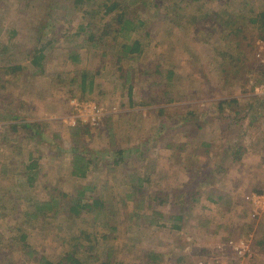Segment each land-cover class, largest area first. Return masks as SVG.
<instances>
[{
	"label": "rangeland",
	"instance_id": "374dc122",
	"mask_svg": "<svg viewBox=\"0 0 264 264\" xmlns=\"http://www.w3.org/2000/svg\"><path fill=\"white\" fill-rule=\"evenodd\" d=\"M53 1L0 0V47L9 46L14 53H23L36 49L39 44H52L46 72L42 74H37L24 60L22 72L5 76L2 64L6 62L0 61V121L7 123L6 129L9 127L10 131L7 135L15 134L10 126L21 122L26 110H29L32 121L38 119L47 123L45 126L41 123L47 132L42 145L31 141L23 131L20 132L24 143L30 141L28 149L17 146L14 138L7 140L5 137L7 158H0V264H40L43 257L58 263L67 246L81 243L88 247L96 241L97 251L114 249L116 264H144L147 251H154L157 255L159 263L155 261L154 264H197L200 260L235 264L237 259L229 252L228 238L220 241L213 254L212 251L209 253V167L214 171L220 167L217 162L230 166L232 163L226 158L209 160V148L205 144L209 143L210 137H217L219 141L222 127L229 124L228 120L218 119L216 103L225 100L216 98L227 95L226 88H230V93L239 90L241 102L235 99H227L226 102L240 103L236 109L245 110L248 114L252 104L262 112V117L252 126L253 131L248 127L250 133L249 137L244 136V143L252 134L256 135L255 140L260 134L263 136L262 143H253L252 148L255 152L260 151L255 158L257 167L245 174L249 178L245 183L241 181L244 184H239L237 189H249L243 191L244 197L254 193L252 190L255 188L264 189V72L255 60L254 39L260 38L259 23L256 30L252 23L264 12V0H169L163 3L160 0H143L139 13L132 15L141 13L146 28L150 30V36L144 39L148 46L137 60L119 61L123 65L122 72L117 69L119 63L114 62L113 57L103 58L99 52L79 48L83 45L82 38L70 35L92 21L90 29L107 37L112 44L114 39L106 36L105 24L115 13L105 17L103 7L106 3H123L125 0L87 1L75 12L71 25L61 19L57 11L61 7L57 5L54 6L56 12L52 10ZM12 32H16V36L9 40ZM65 33L68 39H64ZM145 34V28H141L137 37L143 39ZM244 35H247V40ZM117 41L122 43V38ZM211 65H217L214 75L221 71L220 79L214 78V84L209 80ZM143 67L150 75L141 78ZM131 69L137 77L133 84L135 100L128 107L124 95L128 87L122 86L119 76ZM171 69L174 71L171 84L162 86L160 83L167 81V71ZM99 71L96 88L98 85L101 96L97 95L98 102H94L103 107L105 115L97 127L89 126V133L82 131L75 140L76 133H72L73 126L69 121L75 115L70 100L79 94L76 79L84 72L97 74ZM157 73L163 74L157 76ZM222 79L228 82V86L214 88L216 84L222 87ZM19 84L34 88L38 94L32 93L34 110L32 107L18 109L15 97H7V86L12 88ZM256 88H259L258 92ZM144 95L147 100L143 99ZM145 102L148 105L143 106ZM160 109H164L163 115L158 112ZM195 111L200 118L196 125V122L192 123L194 119L184 126L183 120L179 124L177 120H171L185 118ZM17 114L18 120L15 119ZM137 145L141 150L147 147L146 154L139 156L137 152L126 162L113 165L116 151ZM59 148H62L61 153ZM213 149L216 152V148ZM30 152L42 160L39 167L44 171L50 162L57 165L65 163L67 169H72L70 166L76 155L91 160L100 155L96 161L102 160L91 165L85 178L58 173L57 178L46 176L39 179L38 174L31 183L27 173L21 172L25 167L21 163H12L17 157L24 159ZM69 158L71 160L67 161ZM134 173L144 178L151 175L150 182L144 183L142 201L133 199L131 195L133 187L129 176ZM44 181L53 186L43 189ZM86 188L90 189L85 199L91 202L90 194L102 198L109 215L84 213L80 218H74L67 210L62 212L68 209L69 199ZM157 191L164 194L158 197L165 199L167 194V200L176 201V209L167 200L158 206ZM245 199L248 204H244L246 206L242 210L243 223L236 225L231 239L252 236V255L246 260L238 259L239 264H264V216L253 218L251 204L249 207L250 202L247 197ZM33 201L58 203L57 210L48 216L29 218L26 214ZM138 203L152 205H146L148 215L157 207L167 215L181 212L185 218L182 231L171 230L166 225H138L132 218ZM59 207L61 210L57 213ZM21 220L23 223L27 220L29 225L25 231L28 235L26 243L31 250L20 241L18 227ZM105 235L110 239L104 240ZM187 248L196 254V263L192 258L189 261L185 259L191 251ZM223 249L226 258L217 256L218 250ZM91 264L100 263L92 259Z\"/></svg>",
	"mask_w": 264,
	"mask_h": 264
},
{
	"label": "trees",
	"instance_id": "16d2710c",
	"mask_svg": "<svg viewBox=\"0 0 264 264\" xmlns=\"http://www.w3.org/2000/svg\"><path fill=\"white\" fill-rule=\"evenodd\" d=\"M87 1L91 0H55L52 3V10L54 11V6H59L62 9H59L61 19L63 18V21L67 22L68 24L73 23V17L75 15V12L78 8H81ZM169 0H160V3L167 2ZM66 3H69L68 6H65ZM143 3V0H125L123 3H112L108 4L106 3L103 7V15L105 17L111 16V14L115 13L112 17V19H109L106 24V30L107 35L109 37H112L114 39V45L113 43H109L107 41V37L97 35V31L94 29H90L91 25L93 24L92 21L86 23L85 25H82L79 28V31L75 34H72L70 36H73L74 38L81 37L82 38V47L87 51L90 52H99L103 58L105 57H113L114 62L119 63L117 66V69L122 72L123 65L121 64L122 60L127 61H134L137 60L138 56H141L146 51V45L144 39L148 38L150 36V30L146 28V23L141 18V13L139 16H133L134 13H139V5ZM56 12V11H54ZM133 14V15H132ZM139 18V19H134ZM253 27L256 30L258 28L259 23V36L260 38H264V12L260 14L259 18L252 20ZM98 28V25L96 26ZM141 28H145V35L146 37L141 39L140 37H137V33ZM241 30V29H240ZM113 35H115L113 37ZM16 36V32H12V35L9 37V40H12V37L14 38ZM64 39H68V34H64ZM57 38H60L58 36ZM122 38V43L118 42L117 39ZM245 40L248 39L247 35H244ZM258 39V38H257ZM256 39H254L255 41ZM12 47L4 46L2 45L0 47V61L3 59L4 64H2V73H4L5 76L7 75H16L20 72H22L24 67V60H26L36 71L37 74L45 73V67L47 64V60L49 57V49H52V44H46L45 46L42 44H39L36 49H29L26 50L23 53L15 52L11 50ZM12 58H15V61H17L15 64H10L12 62H15ZM9 63V64H8ZM144 68V67H143ZM147 71L146 68L143 69L141 72V78L145 76H149L150 73H145ZM162 72V71H160ZM100 74H89V73H82L80 75V78L76 79L77 83V90H79V94L77 95V92H75V96L77 95V98L82 101H88V100H94V96H92L95 88H96V76ZM163 74V73H159ZM157 73V76L159 75ZM167 81L165 83H160L162 86H167L171 81V78L174 75V71L168 70L167 71ZM160 76V75H159ZM137 76L135 75V71L133 69L125 71V73L120 74V78L122 80V84L124 86L128 87L127 93L129 95L130 101L133 104L134 99V82L135 78ZM159 79V77H157ZM54 82L56 83V78L54 79ZM73 84L74 81H73ZM165 84V85H164ZM58 85V82H57ZM74 97V96H73ZM144 100H147L148 98L144 95ZM152 103V102H151ZM235 103V104H234ZM142 105V104H141ZM148 105V102H145L143 106ZM217 111L219 112L218 118L219 120L225 119L229 121L228 126L222 127L223 131L220 132L222 135L219 138L215 137L209 139V143L205 144L209 148V160L215 158L216 161H222L223 159H227L230 161V163L239 160L243 156L244 146H243V138L248 130V127L253 126V124L259 120L260 117H262V112L256 108L253 104L251 105V113H247L245 110H239L236 109L239 105L237 102L233 101V103L229 104L228 102H217ZM160 114H164V109H160L158 111ZM228 115H226V113ZM190 115H187L185 118H171L172 121L180 122L182 121V125H186L187 122L192 121L196 122L197 124L199 118L198 111L189 113ZM248 117H250V120H248ZM17 119V117H15ZM18 120V119H17ZM196 120V121H195ZM247 120V121H246ZM223 122V121H218ZM179 124V123H178ZM41 122L39 121H21L15 125L10 126L12 128V132H20L23 131L26 133V136L33 142H35L37 145H42L43 142L46 140L45 137V130L41 127ZM231 126V127H230ZM9 128V127H8ZM7 128V129H8ZM89 126L88 125H81L78 124L74 127H72V133L76 135L73 137V139L76 140L77 137H80L81 132L84 131L85 133H89ZM7 133V132H6ZM47 133V132H46ZM84 133V134H85ZM158 138V137H157ZM213 139V140H212ZM78 145V144H77ZM183 146V145H182ZM180 146L179 148H182ZM213 147L216 148V153H214ZM61 149L59 148V153H61ZM146 149H139V145L135 146L132 149H122L115 152L116 158L113 161V165H120L122 162H126L129 160L132 155L139 152V156L146 154ZM77 154V153H75ZM98 157H96L97 159ZM238 158V159H237ZM90 158H84L80 157L79 155H76L73 160V175L79 178H85L86 175L89 172V169L91 165L93 166L94 162ZM220 170H223V166L225 165L224 162L219 164ZM227 165V164H226ZM25 172L27 173L28 181L33 183L36 177H38L40 170L39 167V160L37 158H34L30 160V163L28 165H25ZM211 168V167H209ZM129 181L132 185V198L142 201L144 194H143V186L145 182H150L151 175L147 174L146 177H140L139 175L131 174L129 176ZM261 187L255 188L252 190V192L263 194L264 189H260ZM90 188H86L84 190H80L78 194L75 195V197H71L69 199L68 209H63L62 212L67 210L71 217L74 218H80L84 213L87 215L92 214H101L104 213L106 215H109L110 212L106 209V202L102 198H97L93 194H90L89 198L91 199V202H88L85 197L87 190ZM207 198L209 199V190L207 192ZM158 195H163V193H160L157 191V205H163L165 202L169 201L171 202V206L175 208L174 206H177L176 201L173 202V200H167L169 199V196L167 194L164 197L160 198ZM196 196V195H195ZM65 198H68V195H64ZM197 197V196H196ZM86 200V201H85ZM167 200V201H166ZM197 201V199H195ZM53 201V200H52ZM52 201L49 202H40V201H33L32 204L29 206V210L26 214L27 217H31L32 219L40 218L43 216H48L50 212H54L57 210V205L52 204ZM54 202V201H53ZM173 202V203H172ZM199 202V200H198ZM145 203L141 204L138 203V205L134 208V213L132 215L133 221L136 222L140 226H144L146 224L152 226H159V225H166L171 230H181L182 229V221L184 219L183 214L180 212V214H174L171 215L164 214L161 209L155 208V210H152V212H149L148 215V208H146ZM147 206H152L151 204ZM156 206V205H155ZM150 208V207H149ZM171 207V209H173ZM61 210V207H59L57 213ZM146 211V212H145ZM179 212V211H178ZM109 213V214H108ZM137 218V219H136ZM141 219V220H140ZM26 225V227H25ZM27 226V220L23 221L21 220V223L18 227L19 232L21 233V239L20 241H23V246L27 247L31 250L30 246L28 245L27 239L28 235L26 234L25 229H28ZM110 236V235H109ZM104 240L110 239L108 236H104ZM97 243V241H96ZM91 243L90 246L87 247V245H82L81 243H73L72 245L67 246L66 251L64 254L60 257L58 263H54L52 261H49L46 257H43L41 259L40 264H91L92 259L93 262L97 261L100 264H116L114 263L115 260V254L114 249L112 247L108 249H100L97 251V244ZM96 244V245H95ZM96 248V253L95 252ZM228 250V249H225ZM98 252V253H97ZM231 254H234L232 251H229ZM102 253V255H101ZM31 254V253H30ZM146 255V261L144 264H154L155 261L159 263V259L156 258L157 255H155L154 251H147L145 252ZM151 256H154V258H150ZM102 257V258H101ZM234 257V256H233ZM162 262V261H161ZM188 264H191L189 262ZM229 264H233L232 262H229Z\"/></svg>",
	"mask_w": 264,
	"mask_h": 264
},
{
	"label": "crops",
	"instance_id": "0c3cea01",
	"mask_svg": "<svg viewBox=\"0 0 264 264\" xmlns=\"http://www.w3.org/2000/svg\"><path fill=\"white\" fill-rule=\"evenodd\" d=\"M216 67H217V65H211V67L209 66V80L213 81V84L215 82L214 78L218 79V77L221 74V71H219V72H217V75H214L215 71L217 70ZM119 78H120V76H119ZM219 79H220V77H219ZM227 83L228 82L225 79L224 80L222 79V84H223L222 87L218 86L216 84L214 86V88L224 89L225 87H223V86H228ZM122 86H124V85L122 84ZM5 90L7 92L6 94L8 95L7 97H9V96H10L9 98L15 97L14 100H15V102L17 101L16 104L18 106L17 107L18 109H23L24 107H26V108L32 107V109L35 108V105L32 103L33 100H35L32 93L36 96H38V94H35L34 88L30 89L29 87H27L25 85L19 84V85H16V87H12V88H9V85H8ZM99 91L100 90L98 89V85H97V88L93 92L94 93L93 96H94L95 101H97V98H96L97 95L101 96L100 95L101 92H99ZM226 91L229 92V93H227V95H224L223 97H219L216 99H221V100H225V101L227 99H235V100H238V102H241L242 98L239 95V94H241L239 90L237 92L230 93V88H226ZM124 95H125V98L128 102V107H131V101H130L128 93H125ZM125 98L123 97L122 100H124ZM213 101H215V99ZM47 104H49V103H47ZM238 105H240V103H238ZM18 109H17V111H18ZM25 113H26V115L25 114L22 115V121L31 122L32 119L30 118L29 110H26ZM18 116L19 115L17 114V116H16L17 119H19ZM109 117L110 116H108V118ZM37 120L38 119H36V121ZM33 121H35V120H33ZM39 122H41V120ZM41 123H44V122H41ZM46 124L47 123L45 122L44 126ZM49 126H51V125L49 124ZM43 128L44 127H42V129ZM249 129L252 130V126H250ZM44 130H45V128H44ZM7 131L10 132L9 128ZM45 132H46V130H45ZM249 133H250V131L249 132L247 131L245 136L249 137ZM254 136H256V135L252 134L251 138H248L246 140V142L243 143V146L245 148L243 151V156L241 158H239V160L232 162V164H231L232 166H230V164H227V165L225 164L223 166V168H224L223 170H220V168H219V169H217L218 171L214 170L215 172L213 171V168H209V253H210V251H212V254L214 253L213 250L217 249L216 248L217 246H220L219 245L220 241L222 242V240L227 241L228 239H231L232 238L231 235H233V233L236 232V228H237L236 225L240 226L243 223L242 220L244 218V216H243L244 214H243L242 210L246 206L244 204H248V202L245 199L247 196L244 197L243 191L244 190L249 191V189H237V188L239 187V184H244L245 181L249 178V175L247 176L245 174H249L250 172H253V171H251V170H253V167H257V164H256L257 161H255V158L258 157V155L260 154V151L255 152L252 148H253V143H260V144L262 143L261 138L263 135L260 134L258 136V139H256V140H255ZM5 137L7 140H9V138L10 139L14 138L16 145L18 143L17 146L22 145V148H24V149L25 148L28 149V145H30L29 144L30 141L24 143L21 132H15V134L13 136L10 134L7 135V133H5ZM259 138H260V140H259ZM212 151H214V149ZM214 153H216V152L214 151ZM99 156L100 155H98V157ZM1 157L7 158V149L4 153L0 154V158ZM38 157L39 156H36L32 152H30V154L25 156L24 159H20L17 157V160L12 161V163L17 164V165L19 163H21L23 166H25V165H28L30 163L31 158L34 159V158H38ZM26 158H27V161H26ZM12 160H14V159L12 158ZM38 160H39V164H40V162H42V160H40V159H38ZM58 160H60V159H58ZM68 160L70 161L71 159L69 158V159H67V161ZM92 160L94 161L95 159H92ZM100 160H102V158L98 159L97 161H100ZM64 161L61 160V162H64ZM97 161H95V162H97ZM95 162H94V164H95ZM21 164H19V165H21ZM50 165H52V166L50 167ZM50 165L46 166V169H47L46 171H44L45 169H42L40 167L41 171L39 172V174H40L39 179H41V177L44 178L46 176L54 178L58 175V173H61L62 176L66 175V173L69 175L73 174V169H74L73 163L70 166V167H72V169L68 168L69 170L66 167L68 165L65 163H63V164L61 163V164L57 165V164H51V162H50ZM21 172L24 173L25 171L23 169H21ZM59 177L60 176H58V178ZM241 181H243L244 183ZM43 183L46 184L45 186H43V189H50L51 186H53L52 184H50L47 181H44ZM230 186H232V187H230ZM250 190H252V189H250ZM249 207H250V203H249ZM175 209H176V207H175ZM250 211H251V208H250ZM184 220H185V218L183 219L182 223L184 222ZM249 222H252V221H249ZM174 230H176V229H174ZM176 231L181 232L182 230H176ZM29 240H31V239H29ZM187 249L191 250L189 248H187ZM223 251H224V249L218 250L217 256L219 255L223 258H226V256H224V254H223ZM185 254H188V253H185ZM195 255L196 254L193 253V251L191 250L189 252V255H188L189 257L185 258V259H188V261H189L192 258L194 260L193 263L194 262L196 263L197 262L196 260H198V259L194 257ZM234 262H235V264H239L238 259H237V261H234ZM223 263H225V262L223 261Z\"/></svg>",
	"mask_w": 264,
	"mask_h": 264
},
{
	"label": "built area",
	"instance_id": "2783aa9c",
	"mask_svg": "<svg viewBox=\"0 0 264 264\" xmlns=\"http://www.w3.org/2000/svg\"><path fill=\"white\" fill-rule=\"evenodd\" d=\"M255 60L259 68L264 72V38H258L254 43ZM259 91V88H256ZM70 107L75 111V115L70 117V125L76 126L77 124L88 125L90 127H97L105 115L102 106L94 101H82L78 98L70 100ZM49 116V113H47ZM7 123L0 121V154L4 153L7 149L8 142L5 139ZM247 200L251 204V215L253 218H260L264 216V193H251L247 196ZM252 236L241 239H229L227 241L228 248L234 253L237 259L246 260L251 257V240ZM197 264H221L215 261L200 260Z\"/></svg>",
	"mask_w": 264,
	"mask_h": 264
}]
</instances>
